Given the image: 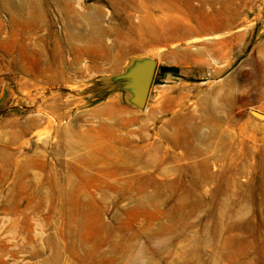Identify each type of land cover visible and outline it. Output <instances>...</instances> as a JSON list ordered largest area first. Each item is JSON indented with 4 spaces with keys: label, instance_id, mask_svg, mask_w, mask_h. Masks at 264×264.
I'll use <instances>...</instances> for the list:
<instances>
[{
    "label": "rangeland",
    "instance_id": "obj_1",
    "mask_svg": "<svg viewBox=\"0 0 264 264\" xmlns=\"http://www.w3.org/2000/svg\"><path fill=\"white\" fill-rule=\"evenodd\" d=\"M170 87L164 139L137 117ZM250 110L264 0H0V264H264Z\"/></svg>",
    "mask_w": 264,
    "mask_h": 264
},
{
    "label": "crops",
    "instance_id": "obj_2",
    "mask_svg": "<svg viewBox=\"0 0 264 264\" xmlns=\"http://www.w3.org/2000/svg\"><path fill=\"white\" fill-rule=\"evenodd\" d=\"M30 56H35V55H30ZM135 56L144 57V56H149V55H135ZM155 96H159V93L155 94ZM186 97H187V94L183 92H177V90H174L173 87H170V89L167 91L165 95L162 96L161 99L153 100L150 106L145 109L144 115L137 117V119L140 121L141 125H146L150 121H155L160 117H166L167 120H166L165 126L159 131L162 135L161 137H163L164 139H171L175 132L176 133L182 132L188 135L187 129L186 130L185 128L179 129L178 127L179 118H181V116L184 115L181 113L178 106L181 100ZM199 100H200L199 102H201V99ZM112 105L115 106L117 111L118 110H120L119 112L122 111V108L119 105H115V104H112ZM110 107H111L110 104H106V105H103L102 109L104 108L107 109ZM191 112L192 111H190V115L193 114ZM107 115L112 117L115 121L118 122V119H117V116L115 115L114 110L111 114L106 112V116ZM166 129L168 130V132L166 131Z\"/></svg>",
    "mask_w": 264,
    "mask_h": 264
},
{
    "label": "water",
    "instance_id": "obj_3",
    "mask_svg": "<svg viewBox=\"0 0 264 264\" xmlns=\"http://www.w3.org/2000/svg\"><path fill=\"white\" fill-rule=\"evenodd\" d=\"M135 67L133 68L134 72H138L137 74V83H136V94L138 101L141 100V96L146 92V88L148 87L149 81L152 76L153 64L151 61H144L140 63L134 64ZM160 71H167L171 73L178 72V68L174 66H162ZM250 113L253 117L264 120V113H261L256 110H250Z\"/></svg>",
    "mask_w": 264,
    "mask_h": 264
},
{
    "label": "bare ground",
    "instance_id": "obj_4",
    "mask_svg": "<svg viewBox=\"0 0 264 264\" xmlns=\"http://www.w3.org/2000/svg\"><path fill=\"white\" fill-rule=\"evenodd\" d=\"M170 75V74H169Z\"/></svg>",
    "mask_w": 264,
    "mask_h": 264
}]
</instances>
